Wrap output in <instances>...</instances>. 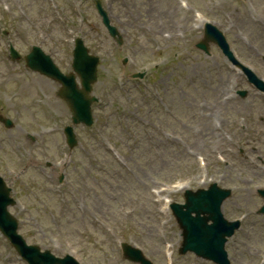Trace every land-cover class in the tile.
Instances as JSON below:
<instances>
[{"label": "rangeland", "instance_id": "obj_1", "mask_svg": "<svg viewBox=\"0 0 264 264\" xmlns=\"http://www.w3.org/2000/svg\"><path fill=\"white\" fill-rule=\"evenodd\" d=\"M158 1L159 0H128V3L130 6H134L135 14L142 13L144 22H146L148 21L147 15L155 16L152 13V7L153 5L157 4ZM195 1H197L203 8H206L207 0ZM211 1L216 2L215 8L217 10H223L225 12H230L233 7H236V4H225L222 0H209V3ZM160 4L164 5V7L168 5L165 0H160ZM263 5L264 3L260 6H262L264 10ZM116 7L118 8L119 14L120 4L116 5ZM159 10L160 7L158 5L157 15L159 14ZM113 12L115 14L117 13L116 8H114ZM0 18L8 22L10 31H21L26 36H35L36 34L45 35L46 33L51 32L56 35L59 40L62 41L65 45H67V40L76 33L82 34L84 36H89L90 43L94 41L90 39L91 37L103 38V41L105 42L104 48L107 55H104L105 60L103 61L102 65V78L110 77V75L106 72L107 70L114 71L118 68V54L114 53L115 49L112 45V42L105 36L102 27L99 25L94 15L89 11V8L81 3L80 0H56L55 5L49 2V0H0ZM113 19L114 22L118 24V15L117 17H113ZM237 20L240 25L239 30L242 33L234 32L232 34V44L234 51L245 63L258 66L260 65V62L258 61L255 53L248 47L247 43L249 41V37L246 35L247 33H250L256 39L258 27L247 24L246 20ZM237 38L239 39V41L236 40ZM145 39L146 37L142 31L136 34V42L140 46H146ZM160 46H162V44ZM64 47L65 46H63V49ZM2 50L3 47L1 48L0 53H3ZM66 53L67 50H65V53L62 55L64 56ZM111 58H113L114 60L111 61ZM196 65H198L199 67L198 70L195 69ZM217 66V63L213 61H199L198 63L192 62L191 64H184V66H182V69L176 72L174 83L177 91L179 92L178 96L180 97V105L182 106L183 110L182 115L184 118L182 119L185 122V126L181 128V131L183 133L191 134V128L193 126H197L199 123V119L193 114V108L197 101L205 96H208L207 98L210 101H216L218 100V98H220V91L222 86L216 80V78L220 79L218 70L216 69ZM210 68L215 69L214 71H212L214 80L211 79L213 80V91H211V94H213L212 96H209L210 94L205 90L196 88L201 79L203 77L206 78V76L210 74ZM13 71L14 70L8 69L6 67L5 61L2 62L0 56V73L12 74ZM219 72L222 73L223 80H226L227 75L224 69H220ZM164 74L165 73L163 72V77L155 81V84L158 85L162 90H164V81H162V79L164 78ZM11 78H20V75L18 73L12 74ZM240 109L245 112L248 111L247 107H240ZM223 110L225 111L224 108ZM162 117L166 116L156 105L154 113L155 126L152 135L154 143L151 147V150L150 147L149 149H147L146 142L142 140L140 136L127 135L125 130H122L119 127H117L112 133V137L116 143L123 146L118 150L121 154H123L124 159H126V156L129 154L128 147L124 146L126 140L130 138L132 139V141L136 140V160L142 163L146 169L154 173L157 177L161 176V172L156 173L154 169L165 172L167 174L176 172L178 174L185 175L190 171L191 165L189 164V161L187 163V166L185 167V165H183V159L185 156L179 148H176L174 145H170L169 142L165 139L164 135L165 133L170 132L171 127H174V122L171 121L170 125H164L159 120ZM22 120V122H24L28 126H32L34 123V120ZM158 122L168 129L164 128L163 126L158 127ZM189 134H187V136ZM97 143L99 144V142ZM22 151H28V149L23 143L22 135L16 129L1 133L0 170L2 172H5V168L1 165V161L8 160L10 163L7 165V167L11 171H17L18 169L22 171L25 164H21L19 162V153H22ZM35 159H38L37 156L31 154V158L29 161V164H31V166L36 163ZM80 161L81 162L78 168L80 173H83V176L80 177V173L76 174L73 181L76 182L80 187L84 188L86 191L95 192L96 195L92 199L96 209L99 208L100 202H104L105 207L107 209H110L113 205V201H115L116 198L119 197L115 195V193L118 192H115L117 183H115L114 180H116L118 177L119 183H123V179L126 174L124 172H119L118 168L109 163L102 166V173L100 174L98 164L92 166L88 165L82 160ZM105 161H112L107 154L105 155ZM162 166H164L165 168L162 169ZM88 169L91 170L89 177H87L86 175V171ZM24 179L27 183L30 180H36V174L33 172V167L27 173ZM231 179L232 181L236 180V174L233 172H231ZM18 187L22 189L21 185H19ZM131 189L132 187H128V190ZM113 197L115 199H112ZM236 200L237 202L241 201V197L237 196ZM40 218L43 219L42 215H40ZM63 218L64 220L61 221L64 227L63 232L73 235L75 233L74 228L81 223L82 218L77 216L76 213L71 212L70 210L65 212ZM67 222H70L71 225L67 224ZM24 233L26 232L24 231ZM37 234L39 233L37 232ZM253 234L257 239V236L261 234V228L259 226H255L253 228ZM95 235L97 239L100 237L98 233H95ZM7 256V248L0 244V264H4L3 261Z\"/></svg>", "mask_w": 264, "mask_h": 264}]
</instances>
